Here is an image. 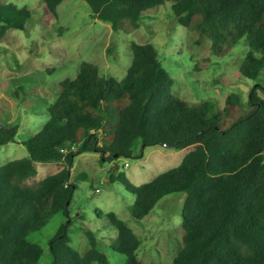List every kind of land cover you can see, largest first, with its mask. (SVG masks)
<instances>
[{"label": "trees", "instance_id": "16d2710c", "mask_svg": "<svg viewBox=\"0 0 264 264\" xmlns=\"http://www.w3.org/2000/svg\"><path fill=\"white\" fill-rule=\"evenodd\" d=\"M63 1L44 0L46 11L58 15ZM86 1L92 17L115 31L139 28L146 10L172 1L178 21L207 35L215 54L248 43L240 74L259 79L264 69V0ZM31 16L30 7L0 0V41L12 28L25 29ZM131 55L123 78L84 61L76 77L61 81L47 122L21 141L29 155L0 165V264H38L44 248L29 235L56 213L69 221L49 241L52 264H111L95 231L87 230L92 247L84 254L68 233L77 182L85 179H72L71 169L87 152L115 162L110 182L123 183L135 195L132 213L138 220L164 196L186 194L182 247L171 264H264V84L252 86L247 101L229 93L224 108L216 110L210 101L192 103L174 92L175 78L154 43L132 41ZM19 127L0 123V145L15 141ZM155 145L192 149L178 166L140 186L116 170L120 157H143ZM37 162L63 167L32 186L27 180L37 175ZM97 213L118 230L113 247L126 255L125 264H145L134 229L116 212Z\"/></svg>", "mask_w": 264, "mask_h": 264}, {"label": "rangeland", "instance_id": "374dc122", "mask_svg": "<svg viewBox=\"0 0 264 264\" xmlns=\"http://www.w3.org/2000/svg\"><path fill=\"white\" fill-rule=\"evenodd\" d=\"M5 1L30 7L32 16L25 29L12 28L0 41V123L20 126L15 141L0 145V165L29 155L21 141L47 122L48 104L60 92L61 81L76 77L84 61L98 64L105 74L123 78L132 62L134 40L155 44L164 66L175 78L174 92L192 103L210 101L220 110L229 93H238L247 101L252 86L264 84V69L259 79L240 74L248 51L246 41L223 55L215 54L207 35H200L178 21L172 1L146 10L141 26L131 31H115L110 23L93 18L86 0H64L58 15L46 11L44 0ZM261 95L264 97V92ZM241 112L238 108L237 113ZM191 149L192 146H149L143 157H120L116 170L121 168L140 186L178 166ZM127 162L129 165L125 166ZM114 164L106 159L101 161L98 152L76 157L71 177L82 175L85 179L77 182L71 203V244L81 253L87 252L92 247L87 230L92 229L98 248L108 255L111 264H125L126 255L113 247L118 230L106 216L98 215L97 209L116 212L140 236L138 255L145 264H171L182 247L186 194L164 196L149 214L138 220L132 213L135 195L123 183L110 182ZM37 167V175L27 180L29 185L36 186L63 165L37 162ZM81 213L83 218L79 217ZM68 221L69 217L62 213L53 214L46 225L29 235L31 241L44 248L38 264H52L49 241Z\"/></svg>", "mask_w": 264, "mask_h": 264}, {"label": "built area", "instance_id": "2783aa9c", "mask_svg": "<svg viewBox=\"0 0 264 264\" xmlns=\"http://www.w3.org/2000/svg\"><path fill=\"white\" fill-rule=\"evenodd\" d=\"M129 165V163L127 162L126 164H125V166H128ZM97 190H99V188H97Z\"/></svg>", "mask_w": 264, "mask_h": 264}, {"label": "water", "instance_id": "95a60500", "mask_svg": "<svg viewBox=\"0 0 264 264\" xmlns=\"http://www.w3.org/2000/svg\"><path fill=\"white\" fill-rule=\"evenodd\" d=\"M119 166H120V165H118V164H117V166H116V167L118 168ZM117 168H116V169H117Z\"/></svg>", "mask_w": 264, "mask_h": 264}, {"label": "crops", "instance_id": "0c3cea01", "mask_svg": "<svg viewBox=\"0 0 264 264\" xmlns=\"http://www.w3.org/2000/svg\"><path fill=\"white\" fill-rule=\"evenodd\" d=\"M117 168V167H116Z\"/></svg>", "mask_w": 264, "mask_h": 264}]
</instances>
